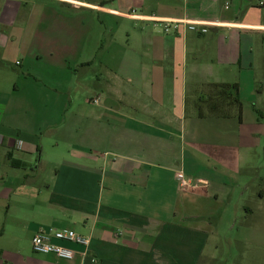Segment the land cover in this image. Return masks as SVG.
Returning a JSON list of instances; mask_svg holds the SVG:
<instances>
[{"label":"crops","instance_id":"1","mask_svg":"<svg viewBox=\"0 0 264 264\" xmlns=\"http://www.w3.org/2000/svg\"><path fill=\"white\" fill-rule=\"evenodd\" d=\"M79 1L0 0V264H264V0Z\"/></svg>","mask_w":264,"mask_h":264},{"label":"built area","instance_id":"2","mask_svg":"<svg viewBox=\"0 0 264 264\" xmlns=\"http://www.w3.org/2000/svg\"><path fill=\"white\" fill-rule=\"evenodd\" d=\"M63 3H67L73 6L83 4L79 0H58ZM229 7V2H224V8ZM154 26L160 25L164 33L169 32H178L182 33L184 31H192L197 33H205L207 31L208 24H216V22H207V21H195V20H186V19H166L156 16H150ZM100 98L98 96L91 98L89 101L92 103H98ZM175 177L180 187H190L203 183V180L198 179L193 181L192 178L186 176L181 169L175 171ZM54 239L60 241H69L82 246L87 247L89 244V237L80 233H77L71 228H49L48 230L40 229L34 233L31 238V247L32 250L36 253L44 254H54L60 258H71L74 251L62 244L55 242Z\"/></svg>","mask_w":264,"mask_h":264},{"label":"rangeland","instance_id":"3","mask_svg":"<svg viewBox=\"0 0 264 264\" xmlns=\"http://www.w3.org/2000/svg\"><path fill=\"white\" fill-rule=\"evenodd\" d=\"M60 77H64L65 78V80L67 79V77H66V75L65 76H60ZM80 77H82V75H80ZM62 79V78H61ZM76 81V80H75ZM77 89H79V92L80 93H82L83 91H84V88H82V87H80V88H76V90ZM76 90H75V92H76ZM95 93V90H92L91 91V93H89V94H94ZM59 95H60V99L61 100H64V98H67L68 97V92H63V90L62 89H60V93H59ZM80 98L81 99H83L84 98V96L82 97V96H80ZM91 99V98H90ZM89 99V100H90ZM68 112V110H66V113ZM68 113H70V112H68ZM65 116V112L62 114V117H64ZM47 148H48V143L47 142H45L44 143V150H43V154H42V157H41V163H39L38 164V166H39V168L40 169H38V168H36V169H34V170H32V171H30V169H28V172L29 173H31V177H33V179H35V180H39V179H44V178H46L45 176V174L48 172V174L51 172V170H50V168H48L47 166H48V164L47 163H45L46 162V160H50L51 158H53L54 156L53 155H50V154H47L48 153V151H47ZM56 149H58V153H57V158H56V160H60V159H63V158H68L69 157V155H68V153L69 152H71L72 153V149L70 148V145H68L67 144V142L66 141H64V140H62V139H60V141H59V147H57V148H54V151L56 152ZM41 167H43L42 169H41ZM47 167V168H46ZM37 170V171H36ZM35 177V178H34Z\"/></svg>","mask_w":264,"mask_h":264},{"label":"trees","instance_id":"4","mask_svg":"<svg viewBox=\"0 0 264 264\" xmlns=\"http://www.w3.org/2000/svg\"><path fill=\"white\" fill-rule=\"evenodd\" d=\"M209 87L212 92L226 96L229 104L234 105L238 111L240 110V102L237 97V88L235 85L211 84Z\"/></svg>","mask_w":264,"mask_h":264}]
</instances>
